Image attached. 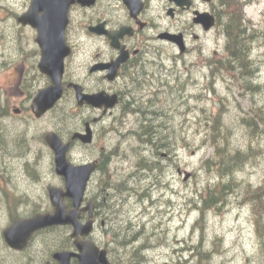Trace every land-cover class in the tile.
Listing matches in <instances>:
<instances>
[{"label": "rangeland", "instance_id": "rangeland-1", "mask_svg": "<svg viewBox=\"0 0 264 264\" xmlns=\"http://www.w3.org/2000/svg\"><path fill=\"white\" fill-rule=\"evenodd\" d=\"M31 1L0 0V104L8 105L14 115L17 108L15 105L20 104L23 96L19 88L13 86L12 72L14 69L18 70L22 64L29 65L26 63L31 55L29 48L36 47V32L30 27L20 29L22 26L20 23H17L15 28L14 15L24 14ZM239 1L243 4L246 21L258 31L257 35L259 33L261 35L254 34L258 38L251 46L249 54L253 75L250 78H242L239 76V70L231 69L227 66L228 63L219 62L230 55L228 38L223 34L222 28L213 31L204 42L206 53L212 55V59L216 61L215 65L206 67L199 52L187 55L185 58L187 64L180 66V71L184 72L181 73L183 79H188L186 92H182L183 95L179 97L174 95L171 89L168 91L163 89L159 99H155L160 114L154 115L152 124L158 129H160L158 125L161 126L163 132L167 133L171 145L170 154L163 150L162 155H155L153 146L139 140L136 134H131L137 127L138 116L130 115L124 118L123 128H118V131H107L103 135L101 127L108 128L112 125L115 118L120 116L118 112L109 117L105 121L106 124L98 127V149L91 151L82 149L74 154L75 161L82 163L88 158H97L101 147L105 148L106 152H115L111 170L96 175L93 180L89 189L90 198L96 195L103 200L101 202H106L107 196L114 191L113 187L122 189L121 185H125L136 190L148 186L150 187L148 194L152 196L153 202L161 199L157 209L153 207L150 199L145 204H136L135 199L130 202V210L134 215L132 221L146 222L145 226L137 225L131 232L142 233L143 230V234L135 237L124 233L117 237L129 239L132 236L134 239V244L129 248V257H133L132 254L136 253L137 246L141 244L143 254H137L135 261L132 262L124 257L109 256L113 264H146L148 259L150 262L147 264H264V246L256 229L254 204H251L250 199L248 200L242 191L241 194H230L221 210L211 209L206 212L204 218H201L199 209L200 193L205 194L204 190L218 180L214 171L211 172L204 167L205 161L214 153L213 146L202 141L205 131L210 125H214L215 117L221 114V125L225 131L230 130L232 145L245 146L249 141L245 129L247 126L240 116L254 114L260 108L262 111L258 114L264 115V0ZM9 33L13 40L7 37ZM15 36L29 43L25 47L27 49L19 55L18 45L13 43ZM83 40L82 34H74L73 42L78 43L80 49L71 64L72 70L83 61L81 45ZM171 54L173 55V51ZM43 83L46 81H41V84L37 82L36 91ZM245 85L251 87L257 85L258 89L246 88ZM65 104L68 108L72 107L67 101L62 103V106ZM162 113L164 115L160 116ZM62 121V114L54 111L40 121L36 120L34 115L25 114L22 119H12L10 127L8 123H0L3 131L6 128V132H10L16 141L24 139L27 141L26 147L21 149L22 155L9 164L11 168L9 176L6 169L0 170V188L5 189L3 193L16 192L21 195L24 202H28L20 207L23 213L25 209L35 206L38 210H52L48 188H62L63 181L56 175L53 155L45 142L46 134L64 132ZM259 128H263V125L261 124ZM260 143L264 146V133H260L253 145L259 146ZM19 145L16 148H19ZM140 147L147 148L145 149L147 156L151 157L153 154L159 161L163 168L161 174L159 172L147 174L146 170L136 166L138 163L140 165L144 157ZM7 156L5 149L0 147V164H3ZM27 158L39 160L41 164V178L37 181L32 180L33 177L26 172ZM179 169L182 171L180 175ZM185 172L190 174L187 180ZM236 179L247 191L259 189L260 185L264 184V154L238 171ZM157 182L161 187L155 186ZM3 193H0V264L42 263L41 257L36 258L33 251L28 256L27 253L16 254L6 245L3 232L10 225L11 216L3 211L6 204V202L3 204ZM163 211L165 212L162 213ZM151 218L152 221L149 223ZM110 226L104 234L105 241L116 236L115 228ZM97 234L98 238L103 237V231L100 229ZM34 242L41 250L42 238H37ZM124 251L126 249H123ZM205 252L210 255L209 260L208 257L200 255ZM140 256L145 258L140 260Z\"/></svg>", "mask_w": 264, "mask_h": 264}, {"label": "flooded vegetation", "instance_id": "flooded-vegetation-1", "mask_svg": "<svg viewBox=\"0 0 264 264\" xmlns=\"http://www.w3.org/2000/svg\"><path fill=\"white\" fill-rule=\"evenodd\" d=\"M227 1L84 0L83 3L75 2L69 8V22L65 31L66 43L71 48V55L65 61L63 78L64 94L61 101L41 118H37L33 113L32 104L39 91L51 85V79L43 74L39 68L42 51L36 41L38 31L31 26H24L20 23V18L23 14L20 16L14 15V19H16L15 28H17V23H20L22 25L19 27L20 29L30 27L36 32V47L29 48L31 55L30 59L26 60V63L28 62L29 65L24 66L22 64L18 70L14 69L12 72L14 79L13 86L16 85L23 96L20 104L15 105L17 107L14 110L16 115L11 113L8 105L4 106L0 104V123H8V127H10L12 119H22L25 114L34 115L38 121L54 111H59L62 114V128L64 132L56 131L50 133H56L64 144H71L67 155L69 162L75 166L91 163L97 165V169L88 183L85 200L81 206L80 221L82 224H86L90 220L93 221L94 230L92 235L86 239L93 241L101 251H106L110 264L113 263L110 261L109 256L128 259L135 258L137 254H143L142 250L139 253L132 254L133 257H129V248L134 244L133 238L127 239L126 237L119 238L113 236L111 239L105 241L104 234L107 233L109 225H111V228H115L114 231L122 232L127 226H131L132 228L137 227V225L145 226L146 222L142 220V222L132 221L134 215L130 210V202L134 199L136 200V204H145L148 199L153 202L152 196L148 194L150 187L140 188L141 190H136L133 187L123 192H119L116 190L117 187H113V193L107 196L108 199L105 198L107 200L106 202L104 201L107 204L105 205L104 202H101L102 199L96 197V195L90 198L88 196L89 189L96 175L100 173L104 174L108 170H111L113 153L115 152H106L105 148L101 147L100 152L96 156L97 158H88V160L82 163L75 161L74 154H76V151L82 149L85 151L98 149V127L106 124L105 121L117 112L120 116L119 118H115L112 125H109L108 128L101 127L100 131L103 129V135L107 131H118V128H123L124 118L130 115L138 116L137 127L131 131V134L137 135V133L145 130V126L152 125L154 115L160 114L155 99H159L163 89L167 91L171 89L170 91L179 97L183 95L182 92H186L188 79H183V75H181L183 71H180V66L187 64L185 61L187 55L199 52V55L204 59L203 63L206 67L215 65L216 61L212 59V55L206 53L204 42L213 31L222 28L224 23L223 17L227 14ZM208 26L210 27L209 29H207ZM221 30L225 34L223 28ZM74 34H82L84 38L81 44L83 61L76 69L72 70L71 64L80 49L78 43L73 42ZM9 36H11L10 33L7 37ZM170 36L181 37L185 46L184 52L181 51L180 46L170 40ZM9 38L13 40V38ZM14 38L16 39L13 43L18 45L19 55L27 49L25 47L29 43H26L25 39L21 40L16 36ZM171 51H173V55ZM119 59L123 60L122 63L118 68L113 69V66ZM229 59L230 55L219 62L227 63ZM41 81H46V83H43L42 87L36 91V84L37 82L41 84ZM75 85L80 86L86 95L104 93L110 98L116 97L118 102L115 107L107 110L104 107L97 108L88 104L81 106L76 97ZM65 101L70 103L72 109L68 108L66 104L62 106V103ZM162 115L164 114L162 113L160 116ZM88 126L92 131V142L90 144H84L80 138L73 139L76 134H87ZM158 127L161 128L159 125ZM0 130V147L4 148L8 155L5 157L3 164H0V170L2 168L6 169L7 176H9L11 169L9 164L13 163L19 155H22L21 149L26 147L27 141L25 139L24 141H16L10 132H6V128L3 131V128L0 127ZM48 134L45 135V142L49 148V152L53 155L56 172L55 155L46 140ZM18 144H20V147L16 148ZM140 149L144 157L141 159L140 165L138 163L136 166H139L142 170H146L147 174L148 172L151 174L154 163L159 164V161L153 157V154L151 157L147 156V148L140 147ZM13 151H15V154H13ZM150 151L153 153L152 150ZM26 163V172L31 178L33 177L32 180L37 181L40 179L41 164H39V160L27 158ZM142 164H145V166ZM12 169L14 170V168ZM178 174H182L180 169L178 170ZM59 178L63 181L62 188L60 189L64 190L65 181L62 177ZM50 188L52 187L48 188L49 200ZM0 191V193H3L5 189L1 187ZM8 192L3 193V204L6 202L3 211L8 212L11 216L9 218V226L20 221L29 220L37 215L52 214L54 212V209L50 211L38 210L35 206L25 209L23 213L20 211V207L21 205H26L28 202H24L20 197L21 195L16 194V192L14 194ZM159 202H161V199L154 201L153 207L157 209ZM64 203L69 209L73 207L71 200L65 199ZM90 205L93 206L92 210L88 209ZM144 210H147V208H144ZM151 221L152 218L148 222L150 223ZM99 229L103 231V237L101 238H98L97 234ZM48 230H51V228L36 232L25 250H12V252L16 254L27 253L28 256L33 251V253H36V258L41 257L40 262L42 263L39 264H59L54 259V255L62 251H48L46 244L43 242L40 250L34 242L35 239L41 238L40 232L43 231V234H46L49 233ZM46 236V242H54L56 240L55 237L54 239L48 237V234ZM143 237L144 235H142ZM61 238L60 240H62ZM125 240L128 242L127 245L123 244ZM141 245L137 246L140 250L143 249ZM123 249H126V251L123 252ZM66 251L70 253L78 252L74 246L73 239L71 247ZM141 257L145 258L144 256ZM146 261V264L150 262L149 259ZM70 264L80 263L77 258L73 257Z\"/></svg>", "mask_w": 264, "mask_h": 264}, {"label": "water", "instance_id": "water-1", "mask_svg": "<svg viewBox=\"0 0 264 264\" xmlns=\"http://www.w3.org/2000/svg\"><path fill=\"white\" fill-rule=\"evenodd\" d=\"M83 3L84 0H32L28 11L20 18L24 26H31L38 31L37 43L42 51L39 64L41 72L51 79V85L39 91L35 97L32 108L37 118H41L52 110L62 99L64 94L63 76L65 72V60L71 55V48L66 43L65 31L69 22V8L75 2ZM210 27L208 26L207 29ZM182 52L185 46L181 37L170 36ZM123 60H118L113 66L116 69ZM76 97L79 105L88 104L105 110L116 106V97L110 98L101 93L86 95L80 86L75 85ZM80 138L84 144L92 142V131L88 126L87 134H76L73 139ZM46 140L54 152L56 173L64 178L66 188H50V200L55 208L54 214L37 215L29 220H24L9 226L4 230L3 236L7 245L18 251L24 250L34 233L53 226H71L72 238L77 248V253L59 252L54 259L59 264H70L71 258L75 257L80 264H110L105 250L91 240L94 225L93 221L82 224L81 206L84 202L88 183L97 169L94 163L75 166L68 160V151L71 144H64L56 133H49ZM185 179L190 177L186 172ZM72 201L73 208L68 210L64 204L65 199ZM92 205L88 207L92 210Z\"/></svg>", "mask_w": 264, "mask_h": 264}, {"label": "trees", "instance_id": "trees-1", "mask_svg": "<svg viewBox=\"0 0 264 264\" xmlns=\"http://www.w3.org/2000/svg\"><path fill=\"white\" fill-rule=\"evenodd\" d=\"M226 11L227 14L223 17L224 23L222 28L228 38L230 50V59L229 62H227V66L231 67L233 70H239L238 72H240V74H238L240 77L250 78L251 75H253V70L251 64H249V54L252 48L251 46L254 45V41L256 42L258 38L255 37L254 34L257 35L258 31H255L250 23L246 21L243 12V4L239 0H228L226 3ZM257 36H261L260 33ZM247 51H249L248 54ZM245 86L246 88L258 89L257 85L256 87H251V85ZM259 111H262V109L260 108L254 114L240 116L241 120L247 126L245 129L247 130L249 141L245 146L240 145L241 147H239L238 145H232L230 130L225 131L223 129L224 126L221 125V114L215 117L214 125H210L209 129L205 131V136L202 141L211 144L214 148V153L205 161L204 167L208 168L211 172L214 171L218 180L204 190V193L206 192L205 194L202 195V193H200L201 205L199 209L202 214L201 218H204L206 212L211 209L216 208L221 210L228 201L230 194H241L242 191V194H245L248 200L250 199L249 201H251V204H254L253 210L256 213V229L259 233L260 241L262 239V246H264V184L260 185L259 189H250V191H247L245 186H242V183L236 179L238 171L245 167L246 164L253 161L255 162L260 155L264 154V146L261 143L259 146L253 145V142L259 138L260 133H264V115L258 114ZM261 124L263 128H259ZM137 136L142 142L153 146L155 155L162 154L163 150L170 154L171 145L168 142L167 133L163 132V129H158L153 124L150 126L147 125L144 131L137 133ZM143 166H145V164ZM162 171L163 168L161 165L155 162L153 172H159L161 174ZM121 186L122 189L117 187L116 190L123 192L128 189L125 185ZM155 186L161 187V184L157 182ZM249 188H251L250 185ZM251 199H254V201ZM132 230L135 229L131 226H127L124 228L123 232L116 231L119 232V234L128 233L135 237L143 233V230L142 233L141 231H135L134 233V231L131 232ZM43 231L40 232V235L48 251H66L71 247L72 239L70 237V227H53L51 230H48L49 233L46 234H48L50 238L54 239L55 237L56 240H54V242H46L47 236L43 234ZM119 234L116 233L114 235L120 236ZM60 238L62 240H60ZM123 244L127 245L128 242L125 240ZM139 250L140 248H136V253H138ZM200 255L203 257L206 256V258L208 257L207 260L210 259V255L206 254V252ZM128 259L131 260V262L135 261V258ZM141 259L142 257L140 256V260Z\"/></svg>", "mask_w": 264, "mask_h": 264}]
</instances>
